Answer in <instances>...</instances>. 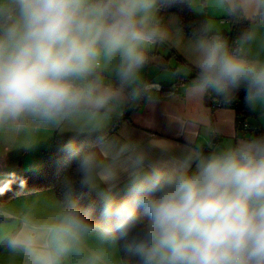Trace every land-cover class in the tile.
<instances>
[{
	"label": "clouds",
	"instance_id": "9594fccd",
	"mask_svg": "<svg viewBox=\"0 0 264 264\" xmlns=\"http://www.w3.org/2000/svg\"><path fill=\"white\" fill-rule=\"evenodd\" d=\"M161 72L182 143L125 127ZM241 91L264 125V0H0V168L56 141L67 169L0 180V264H264V132L212 119Z\"/></svg>",
	"mask_w": 264,
	"mask_h": 264
},
{
	"label": "crops",
	"instance_id": "0c3cea01",
	"mask_svg": "<svg viewBox=\"0 0 264 264\" xmlns=\"http://www.w3.org/2000/svg\"><path fill=\"white\" fill-rule=\"evenodd\" d=\"M161 57L165 59V65L163 67L158 66L161 69L176 60L179 61L182 59V57L175 51H172L168 55H164ZM153 75H158V73H154ZM174 82L175 81L166 78L163 72L160 73L159 84H161V86L173 85ZM158 92L161 99L160 102L155 105V109H153L152 104H147L141 105L138 108L132 110L130 112L129 117L123 119L125 122V127L134 131L137 135L153 132L158 136L174 139L177 142L182 143L183 138L174 130H171L167 127L161 112V110L165 107L166 103L168 102V98L178 94L177 85L172 86V89L169 91H162L161 89H159ZM212 108V119L214 121L219 122V124L221 125L223 136L227 137L231 135L234 131H238L236 122V112L233 107H231L230 113L225 112L223 110H218L217 106H214V104H212ZM149 115H152L156 122V125L154 127H150L145 124V120L149 117ZM54 142L56 141H53L50 145H43L33 152H19L11 154L7 167L0 168V177H5L7 173L13 172L15 169H20L21 171H28L43 166L45 162L43 152L49 149ZM51 191H53L51 188H43L31 192L35 195L43 196Z\"/></svg>",
	"mask_w": 264,
	"mask_h": 264
},
{
	"label": "trees",
	"instance_id": "16d2710c",
	"mask_svg": "<svg viewBox=\"0 0 264 264\" xmlns=\"http://www.w3.org/2000/svg\"><path fill=\"white\" fill-rule=\"evenodd\" d=\"M192 14L186 13L185 14V20L190 21L195 19ZM176 82H174L173 85L168 86H161L162 91H169L172 89V86H175ZM245 93L241 91L238 96L239 106L235 107L236 112V122H237V128H238V121L241 116H249L253 112L248 108L246 102H245ZM234 106V102L231 104V107ZM139 106L130 109L128 112L125 113L123 119H126L129 117L130 112ZM251 122V121H250ZM252 123V122H251ZM254 124V123H252ZM258 125V124H256ZM44 159L45 162L43 166L28 170V171H21L20 169H15L13 172L16 174L18 178H24L27 180L28 188L26 191H34L39 190L43 188H51L54 190L61 178V176L67 171L61 163L63 152H62V145L58 142H54L51 147L44 152ZM4 178L0 177V180H3ZM19 191V188L17 184H13L12 191L7 192L5 194V198L12 197L15 195L16 192Z\"/></svg>",
	"mask_w": 264,
	"mask_h": 264
},
{
	"label": "built area",
	"instance_id": "2783aa9c",
	"mask_svg": "<svg viewBox=\"0 0 264 264\" xmlns=\"http://www.w3.org/2000/svg\"><path fill=\"white\" fill-rule=\"evenodd\" d=\"M214 106H217L214 104ZM236 106H239V101L236 100L234 102L233 108L235 109ZM238 131L243 134H259L260 132H264V128L260 127L259 125L252 124L248 118V116H241L238 121Z\"/></svg>",
	"mask_w": 264,
	"mask_h": 264
},
{
	"label": "rangeland",
	"instance_id": "374dc122",
	"mask_svg": "<svg viewBox=\"0 0 264 264\" xmlns=\"http://www.w3.org/2000/svg\"><path fill=\"white\" fill-rule=\"evenodd\" d=\"M248 118L252 123L258 124L260 127L264 128V125L261 124L260 120L257 118V115L255 113L250 114Z\"/></svg>",
	"mask_w": 264,
	"mask_h": 264
},
{
	"label": "water",
	"instance_id": "95a60500",
	"mask_svg": "<svg viewBox=\"0 0 264 264\" xmlns=\"http://www.w3.org/2000/svg\"><path fill=\"white\" fill-rule=\"evenodd\" d=\"M158 66L163 67L165 65V59L163 57H159L157 61ZM161 89V84H158V90Z\"/></svg>",
	"mask_w": 264,
	"mask_h": 264
}]
</instances>
